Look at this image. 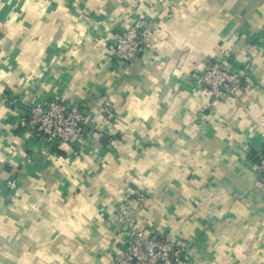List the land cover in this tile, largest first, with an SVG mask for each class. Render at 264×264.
Instances as JSON below:
<instances>
[{
  "label": "crops",
  "instance_id": "obj_1",
  "mask_svg": "<svg viewBox=\"0 0 264 264\" xmlns=\"http://www.w3.org/2000/svg\"><path fill=\"white\" fill-rule=\"evenodd\" d=\"M132 18L153 45L120 69L105 46ZM207 58L245 78L235 101L192 78ZM47 100L97 131L47 152L21 117ZM263 144L264 0H0V264H113L116 207L139 193L137 229L187 264H264Z\"/></svg>",
  "mask_w": 264,
  "mask_h": 264
},
{
  "label": "built area",
  "instance_id": "obj_2",
  "mask_svg": "<svg viewBox=\"0 0 264 264\" xmlns=\"http://www.w3.org/2000/svg\"><path fill=\"white\" fill-rule=\"evenodd\" d=\"M154 31L155 28L149 26L144 19H129L127 24L115 30L106 43L105 48L111 63L121 69L135 62L140 58L143 48L153 45ZM192 76L212 100L226 97L235 101L237 94L247 86L239 71L211 58H207L205 66ZM15 102L12 99L11 103ZM99 113L107 122L116 117L113 108L109 106L101 107ZM21 117L33 140L49 153L62 145L71 144L74 140L86 142L98 129L94 117L88 113L85 105L77 106L59 100L25 106ZM249 156L258 179L264 183V144ZM4 186L10 192L15 191L18 186L17 179L7 180ZM142 198L139 193L135 198V207H131L127 201L116 207L115 219L119 222L125 239L121 252L113 259V264H187L184 245L171 243L160 234H146L137 229L131 214L135 208L141 207Z\"/></svg>",
  "mask_w": 264,
  "mask_h": 264
}]
</instances>
